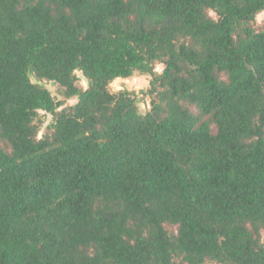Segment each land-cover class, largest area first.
<instances>
[{
	"label": "trees",
	"instance_id": "16d2710c",
	"mask_svg": "<svg viewBox=\"0 0 264 264\" xmlns=\"http://www.w3.org/2000/svg\"><path fill=\"white\" fill-rule=\"evenodd\" d=\"M262 11L0 0V264H264Z\"/></svg>",
	"mask_w": 264,
	"mask_h": 264
},
{
	"label": "rangeland",
	"instance_id": "374dc122",
	"mask_svg": "<svg viewBox=\"0 0 264 264\" xmlns=\"http://www.w3.org/2000/svg\"><path fill=\"white\" fill-rule=\"evenodd\" d=\"M260 13L261 12H259L257 14V16ZM257 16H256V25L263 24L264 23V16H261L259 21L257 20ZM157 64H162V63H157ZM76 73H77V75L79 77L77 83L81 87L86 88L88 86V83L85 84V81L87 82V79L84 77V75L80 71H76ZM141 77L146 78L148 80V86L147 87L141 88L139 86L140 83L143 82L142 80H140ZM31 79L34 82H39L42 85H44L45 87H47L50 90V92L52 93V95L56 98V100L62 105L61 107L73 104L72 101H75V102L77 101V97H71V98L65 97V95L62 92L63 91L62 87L56 81H50V80H45V79L38 80L34 75L31 76ZM116 80H119V90H121V89L134 90V91L137 92V96H138V99H139V104H146V108H147L148 105H150L149 97L147 95H145V94H142L141 91H145V90H147L149 88L151 75L142 74V73L136 72L135 74H133L132 76L127 77V78L118 77V78L114 79L110 83V90L112 92H117V90H114L111 87L112 83L114 81H116ZM52 122H53V115L51 113H49V112L41 110L39 112V116H38V120H37V123L39 124V126L41 128V132L39 133V135L41 133L43 134L46 131L48 125H50ZM262 241L264 242V231L262 232ZM206 264H217V263L208 262Z\"/></svg>",
	"mask_w": 264,
	"mask_h": 264
},
{
	"label": "clouds",
	"instance_id": "9594fccd",
	"mask_svg": "<svg viewBox=\"0 0 264 264\" xmlns=\"http://www.w3.org/2000/svg\"><path fill=\"white\" fill-rule=\"evenodd\" d=\"M209 14L212 15V16L215 15V14L212 13V12H210ZM261 16H264V11H262V12L257 16V20H258V21H259V19H260ZM163 70H164V66H163L162 64H157V65L155 66V68H154V71H155L156 73H162ZM140 80L143 81V82L140 83V85H139L141 88H144V87H147V86H148V80H147L146 78L141 77ZM85 84H87L86 81H85ZM111 87H112L114 90H117V91H118V90H119V80L114 81V82L112 83ZM72 103H75V101H72ZM138 107H139V113H140V114H145V112H146L147 110H150V105H148L147 108H146V104H139ZM41 137H42V133H41L40 135L37 136V139H40Z\"/></svg>",
	"mask_w": 264,
	"mask_h": 264
}]
</instances>
